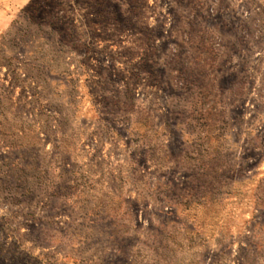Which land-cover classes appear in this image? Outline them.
<instances>
[{
  "label": "rangeland",
  "instance_id": "1",
  "mask_svg": "<svg viewBox=\"0 0 264 264\" xmlns=\"http://www.w3.org/2000/svg\"><path fill=\"white\" fill-rule=\"evenodd\" d=\"M0 264H264V0H0Z\"/></svg>",
  "mask_w": 264,
  "mask_h": 264
}]
</instances>
